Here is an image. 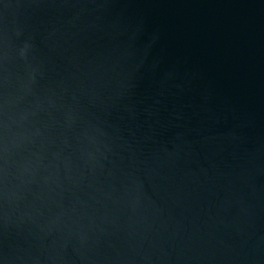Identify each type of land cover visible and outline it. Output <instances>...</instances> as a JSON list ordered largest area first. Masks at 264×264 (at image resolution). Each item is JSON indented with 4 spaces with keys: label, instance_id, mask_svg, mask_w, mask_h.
<instances>
[{
    "label": "water",
    "instance_id": "1",
    "mask_svg": "<svg viewBox=\"0 0 264 264\" xmlns=\"http://www.w3.org/2000/svg\"><path fill=\"white\" fill-rule=\"evenodd\" d=\"M0 264H264V0H0Z\"/></svg>",
    "mask_w": 264,
    "mask_h": 264
}]
</instances>
